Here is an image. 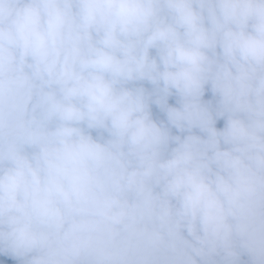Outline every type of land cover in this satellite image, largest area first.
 <instances>
[{
	"label": "clouds",
	"instance_id": "1",
	"mask_svg": "<svg viewBox=\"0 0 264 264\" xmlns=\"http://www.w3.org/2000/svg\"><path fill=\"white\" fill-rule=\"evenodd\" d=\"M0 258L264 264V0H0Z\"/></svg>",
	"mask_w": 264,
	"mask_h": 264
},
{
	"label": "trees",
	"instance_id": "2",
	"mask_svg": "<svg viewBox=\"0 0 264 264\" xmlns=\"http://www.w3.org/2000/svg\"><path fill=\"white\" fill-rule=\"evenodd\" d=\"M145 86H146V87H150L149 85H145ZM210 98H211V94H210V92H207V91H206L205 99H210ZM169 103H170V104H175V97H170V98H169ZM153 112H154V116H155V118H157V119H163V118H164V117H163V114L160 113V112L158 111V109H156L155 106H153ZM222 126H223V121H222V120L218 121V122H217V127H222ZM0 260H6V261H7V264H16L15 261H12V260H10V259H8V258H0Z\"/></svg>",
	"mask_w": 264,
	"mask_h": 264
}]
</instances>
